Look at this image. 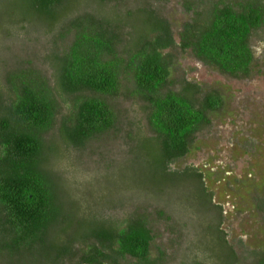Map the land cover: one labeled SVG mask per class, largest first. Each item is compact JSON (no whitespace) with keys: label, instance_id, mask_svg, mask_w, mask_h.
Here are the masks:
<instances>
[{"label":"trees","instance_id":"1","mask_svg":"<svg viewBox=\"0 0 264 264\" xmlns=\"http://www.w3.org/2000/svg\"><path fill=\"white\" fill-rule=\"evenodd\" d=\"M182 6L191 16L176 41L149 0L133 9L113 0H0V35L36 30L51 42L46 71L29 64L0 78V264H158L150 256L152 202L179 215L181 224L184 203L199 206L212 260L194 256L189 264L235 262L205 172L172 166L210 126L223 97L173 79L166 50L189 51L233 77L250 76V39L264 33V0ZM118 94L137 100L134 120L118 117L109 100ZM111 131L121 134L128 157L91 172L108 188L78 196L68 179L76 169L87 172L77 153ZM259 204L264 213V197ZM255 264H264V253Z\"/></svg>","mask_w":264,"mask_h":264},{"label":"rangeland","instance_id":"2","mask_svg":"<svg viewBox=\"0 0 264 264\" xmlns=\"http://www.w3.org/2000/svg\"><path fill=\"white\" fill-rule=\"evenodd\" d=\"M113 1L118 2L120 8L133 9L139 5V0ZM149 1L169 22L178 41L182 23L191 16L184 11L183 0ZM250 45L254 61L252 73L248 77H233L221 73L194 58L189 51L173 48L166 50L172 56L173 79L197 82L204 92L217 91L223 97L222 106L211 113L210 126L196 134L190 152L172 166L182 168L192 164L205 172L206 186L213 192V202L222 207L221 229L225 231L226 238L237 255V259L231 264H255L258 255L264 253V213L259 206L264 197L263 31L252 35ZM50 47V40L36 30H31L28 35L22 31H14L11 36L0 35V78L3 80L6 72L30 65L46 71L44 59ZM109 100L118 117L123 120L128 118L132 121L140 114L137 100L133 97L118 94ZM63 108L56 114V125L64 113ZM125 152L124 141L118 132L111 131L91 139L77 153L81 159V168L87 172L76 169L68 176L73 190L77 188L75 193L80 196L79 190L102 189L103 185L108 188L109 184L105 180L100 178L98 182L95 177L97 173L91 172L103 165L101 173H104L105 161L126 160L128 156H124ZM184 204L186 208L182 224L178 221L179 215H172L165 205L155 202L148 205V211L153 214L154 234L150 256L157 259L158 264H189L194 256L205 262L212 260L207 257L210 254L206 246L211 239L203 232L206 229L204 215L198 205L189 202ZM158 209L163 210L166 216L159 215ZM185 223L186 228L183 227ZM121 263L136 264L132 259ZM21 264L29 262L22 261Z\"/></svg>","mask_w":264,"mask_h":264}]
</instances>
